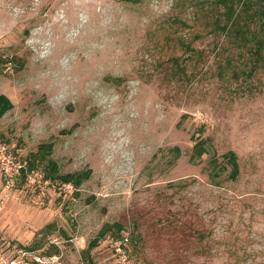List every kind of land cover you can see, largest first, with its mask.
Listing matches in <instances>:
<instances>
[{
	"label": "rangeland",
	"instance_id": "374dc122",
	"mask_svg": "<svg viewBox=\"0 0 264 264\" xmlns=\"http://www.w3.org/2000/svg\"><path fill=\"white\" fill-rule=\"evenodd\" d=\"M213 1L0 0V95L13 105L0 141L27 167L7 182L0 164L1 255L43 238L37 253L84 264L117 223L96 264H119L125 237L130 264H264V69L246 76ZM46 144L59 174L90 171L80 187L33 181L47 160H28Z\"/></svg>",
	"mask_w": 264,
	"mask_h": 264
},
{
	"label": "trees",
	"instance_id": "16d2710c",
	"mask_svg": "<svg viewBox=\"0 0 264 264\" xmlns=\"http://www.w3.org/2000/svg\"><path fill=\"white\" fill-rule=\"evenodd\" d=\"M213 4L215 9L219 11L216 19L213 22L214 30H220L236 47V50H245L249 56L250 69L244 71L246 76H251L257 71L264 69V0H214ZM223 9V11H220ZM199 38V37H198ZM182 46L186 50H192V55L199 54L191 43L182 41ZM244 55H241L243 57ZM238 78V71H234V76ZM13 107L11 100L5 96L0 95V118L5 115ZM204 140L198 141L193 146L194 156L201 157L207 152V147ZM51 146L40 145L36 153H32L28 160L29 168H36V162L47 160L45 166V179L51 181L71 182L76 188L80 187L83 181L89 176L90 171H79L74 173L59 174L57 163L48 158ZM228 165L231 166L230 177L237 179L240 174V167L238 156L234 151H228L223 155ZM213 174L217 176L223 169L216 157L212 158ZM48 227H44L41 231H47ZM118 226L121 230L120 224H105L100 231L97 238L92 240L87 249L83 250L84 264H96L90 252L98 244V239L102 238L112 227ZM44 240L41 238L39 241L34 240L30 245L26 246L27 250H40L44 246ZM51 250L47 254H54L58 252L56 245L51 246ZM40 264V263H34Z\"/></svg>",
	"mask_w": 264,
	"mask_h": 264
},
{
	"label": "built area",
	"instance_id": "2783aa9c",
	"mask_svg": "<svg viewBox=\"0 0 264 264\" xmlns=\"http://www.w3.org/2000/svg\"><path fill=\"white\" fill-rule=\"evenodd\" d=\"M0 164L7 177V182L14 180L16 175H19L24 170L27 171L26 162L20 159L18 155L9 150L8 144L6 142L0 141ZM38 172V171H35ZM35 174L34 182L42 189H45L50 183L46 181L45 177ZM55 189H69L75 190V185L71 182L63 181H54ZM129 239L125 237L124 239L117 240L115 242V252L118 258L119 264H130L129 262V253L127 250V241ZM33 255L34 262L40 264H56L58 262V256L55 255H46L37 253L35 250H22L18 252V258H5L0 254V264H27V257Z\"/></svg>",
	"mask_w": 264,
	"mask_h": 264
}]
</instances>
